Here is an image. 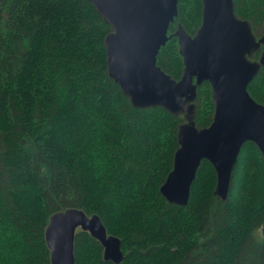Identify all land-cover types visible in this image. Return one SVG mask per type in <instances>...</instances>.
<instances>
[{
  "label": "trees",
  "instance_id": "16d2710c",
  "mask_svg": "<svg viewBox=\"0 0 264 264\" xmlns=\"http://www.w3.org/2000/svg\"><path fill=\"white\" fill-rule=\"evenodd\" d=\"M233 2L258 36L264 0ZM177 8L167 34L179 22L193 35L201 0ZM109 30L88 0H0V264H51L44 229L68 207L99 215L124 255L105 260L101 244L78 229L75 264H264L260 150L243 144L226 199L214 195L216 174L204 159L188 203H168L159 188L183 117L131 105L107 72ZM156 64L180 77L175 36ZM247 90L264 105V67ZM195 105L196 126H208L209 82L197 87Z\"/></svg>",
  "mask_w": 264,
  "mask_h": 264
},
{
  "label": "water",
  "instance_id": "95a60500",
  "mask_svg": "<svg viewBox=\"0 0 264 264\" xmlns=\"http://www.w3.org/2000/svg\"><path fill=\"white\" fill-rule=\"evenodd\" d=\"M109 25L104 37L108 75L135 108L162 107L183 121L177 126L172 168L159 190L168 203L185 206L202 160L214 168V195L228 196L241 147L253 142L264 160V105L247 90L264 67V19L256 36L238 16L233 0H201V22L193 35L178 22V0H88ZM177 38L182 71L178 79L157 64V54L171 36ZM260 52L257 59L253 55ZM211 86L210 124H195L197 87ZM88 232L103 247V258L119 263V237L107 232L97 214L68 207L53 212L44 229L51 264H75L74 236Z\"/></svg>",
  "mask_w": 264,
  "mask_h": 264
},
{
  "label": "flooded vegetation",
  "instance_id": "af4514ba",
  "mask_svg": "<svg viewBox=\"0 0 264 264\" xmlns=\"http://www.w3.org/2000/svg\"><path fill=\"white\" fill-rule=\"evenodd\" d=\"M261 25H262V23H261ZM260 30H261V28H260ZM261 32V31H260ZM260 35V33L258 34V36ZM257 36V35H256Z\"/></svg>",
  "mask_w": 264,
  "mask_h": 264
}]
</instances>
